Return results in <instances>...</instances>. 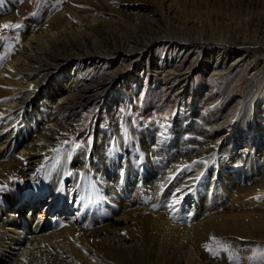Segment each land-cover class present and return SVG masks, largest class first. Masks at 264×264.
Here are the masks:
<instances>
[{
  "label": "bare ground",
  "instance_id": "obj_1",
  "mask_svg": "<svg viewBox=\"0 0 264 264\" xmlns=\"http://www.w3.org/2000/svg\"><path fill=\"white\" fill-rule=\"evenodd\" d=\"M13 18L18 30L2 27ZM0 37V197L13 196L15 206L0 221V264H216L202 261L170 218L190 196L182 214L196 235L209 227L264 233V212L254 211L264 205L256 197L264 193V0H0ZM144 72L152 83L136 79ZM134 90L173 92L189 108L186 120L140 129L148 130L142 171L134 152L109 165L100 114L123 109ZM228 97L239 108L218 134ZM187 131L197 133L194 148ZM75 136H89L87 153L72 148L69 163L57 162ZM161 154L158 165L152 157ZM43 176L54 179L44 189ZM18 178L33 182V197H16ZM156 196L157 208L144 205ZM22 215L33 218L31 229ZM57 246L68 260L56 261Z\"/></svg>",
  "mask_w": 264,
  "mask_h": 264
},
{
  "label": "rangeland",
  "instance_id": "obj_2",
  "mask_svg": "<svg viewBox=\"0 0 264 264\" xmlns=\"http://www.w3.org/2000/svg\"><path fill=\"white\" fill-rule=\"evenodd\" d=\"M10 23L20 24L21 22L19 20L18 21L14 20V18H13L10 21ZM16 30H18V29H16ZM5 51H6V48H5ZM241 65H239L236 68V70L242 69L243 64H241ZM149 75L150 74L148 72H144L141 75H138V78H136V79L138 81L145 80L148 83L149 82L152 83L151 81H149ZM181 83H182V81H179L178 85H180ZM160 87H164V84H160V86H158V88L161 91ZM239 88H241V87H239ZM121 91H122V93H124L123 90H121ZM167 92H170V89L167 88ZM188 92H189V89L184 94V101H186V102L188 100L190 101L192 98ZM203 92H202V94H203ZM131 96L132 97L126 101V104L124 105L123 109H118L119 105H117V107L115 108V110L113 112L107 113L105 110L100 111L101 123L103 126L102 129L103 130L105 129V134H106L105 137L107 140L106 142H108L106 144V149H105L106 152H104V153L106 155L107 162L110 163L109 165H111L112 163L116 162L122 156V154H123L122 151L123 152L124 151L134 152V155L132 156V158H133L132 164L135 166L140 165L139 170L142 171L145 169L147 164L145 162H143L144 152H143V150L141 151L142 148H141L140 141L144 142V137H145V134L148 130L147 131L143 130V132H141L140 129H150L149 132H152V131H155L154 129H158L160 127H166L167 124H170L174 121L173 118H175V117L181 116L185 119L186 118L185 116L188 115V113H189V108H186L184 105L181 106L179 101L176 102L173 98V96H174L173 92H171L170 95L165 96V97H161V95H159L155 98L154 97L152 98L151 96H149L147 94L142 96L141 92H139L138 94H135V90H134L131 93ZM138 96H141V98H138ZM257 96H258L257 108L259 111H261L262 108H264V87L260 90V93ZM202 100H203L202 98L194 100V105H195V103L197 104L196 105V113L193 115L194 117H198L199 112L205 107V105L201 103ZM128 103L131 105L127 106ZM232 104H233L232 98L228 97L225 100V106H224L222 113H221V117L225 118L224 119L225 123L223 122V125L220 128H218V130H217L218 134L227 130V127L229 126L230 123H229L228 119H226V117L227 118L232 117L234 115V113L239 108V105H236L234 107ZM259 111L254 113V116L256 119H258V114L260 115ZM111 120L114 121V125L112 128L109 127V122ZM260 124H262L261 126H264V119L263 120L261 119ZM135 130L140 131L138 136L136 135ZM117 133L119 136L117 135ZM117 137H120V139L123 141L122 145H124V146H121V143H120V141L117 140ZM196 138H197V133L188 132V131L186 133H184V140L187 141L185 143L187 145H189L188 146L189 148H194L195 146H197ZM89 139H90L89 136H84L82 138L75 136L71 140L67 141V143L62 145L60 147L59 151L56 152L55 156L58 157L57 162L60 163V161H62L63 159L64 160L67 159V162L69 163L71 156H73V154H74V152H72V148L74 149L75 152L77 151V153H81L84 151L87 153V150H89L88 146H87L89 141H90ZM145 139H146V137H145ZM151 145H153V143H149V147H152ZM139 148H140V150H139ZM78 150H80V151H78ZM64 155H65V157H64ZM85 157L87 158L88 156L85 155ZM89 158L91 159L90 156L88 157V160H89ZM159 158H160V160L161 159L163 160L164 155L161 154L158 156V158L152 157V161H156L157 164L159 165L160 161H157V159H159ZM95 159H97V157L93 156V160H95ZM63 161L61 163H63ZM136 163H138V164H136ZM212 163H214V162H212ZM120 170H122V169H120ZM78 173H85L84 167H80L77 170V174ZM107 175H110V173ZM100 176H101V173H97L96 177H94V181L95 180L97 181L99 178H101ZM43 177L46 180V182L43 186V189H44L47 186V182L48 181H54V179H49V177H46V176H43ZM98 182L99 181H97L96 183H98ZM14 185L18 186V189L16 192V197L18 199H20L21 195H23L25 192H26L27 196H25L23 198L33 197V195L31 194V192L33 191V187H32L33 182L31 180L30 181L25 180L22 182L18 178V179H15ZM39 192L40 191H38V193ZM259 194H261V195H259ZM48 195H49V192L44 193V195L41 198L40 205L38 208H36V211L39 209H42V207H44V205H46L45 201H47ZM64 195H65V193H64ZM156 197H155V202L153 204L145 202L144 205L149 206V207L150 206L154 207L156 205L154 208H157L158 204H156V203L160 199L158 197L157 198ZM256 197H258V199L260 198L259 201H264L263 200L264 199V193L257 192ZM192 201L194 202L192 196H190L186 202L184 201L185 206L180 207L179 208L180 210H178V212L176 210V212L178 214L176 212H174V213H172L170 218H172L176 222L180 223V226H182L183 233L188 234V239H190V241H192L191 245L193 247L197 248L198 251H200L199 257L201 258V260L204 259V261L209 260V261H213L215 263L217 262L216 264H222V263L223 264H264V233L261 229H258L257 231H255L253 235L244 237V236H240L237 234H232L230 232H227L222 228L209 227V228L204 229L205 232L203 235H196L194 232V227H192L193 226L192 223L194 222V220L191 221V220H189L190 219L189 216L187 217V215H183V214L188 213L189 209L192 207L191 206ZM244 201H245V199L242 202H244ZM0 206L2 207L0 210V221H3L2 218L5 217L6 211L11 210V209H13V207H15L13 196H6V197L2 196V197H0ZM261 207H263L262 208L263 210L258 209V210H254V211H259L261 213L264 212V205ZM244 209L245 210L247 209V211H249V210L253 211V205H250L249 207H246V208H241L238 211L244 212L245 211ZM230 210L231 209H229V211ZM54 211H55V209L48 212V215L51 216L54 213ZM182 212H183V214H182ZM179 213H181L180 216H179ZM69 214H72V211H70L68 213V215ZM25 215H26V213H25ZM25 215H22V218L25 219L26 218ZM176 215H178V216L176 217ZM176 218H178V219H176ZM3 219H5V218H3ZM26 219L28 220V226L31 229V222H33V218H26ZM188 224H189V226H188ZM25 231L27 233L30 232L29 229H25ZM211 237H215L216 241H218L219 244L223 245V247H220V246H218L217 243H214L210 239ZM61 245L59 244V246H61V247L66 246L65 243H61ZM205 245H209L212 248V251H208L204 247ZM59 246H57V248L59 250L63 251V249ZM175 248H176V243L173 247H171V249L174 250ZM62 253L64 254L65 252L63 251ZM63 254H59L58 260L56 259V261H64V260L69 259V257H65L66 253L64 255ZM173 254H177V253L173 252ZM62 255H63V257H62Z\"/></svg>",
  "mask_w": 264,
  "mask_h": 264
},
{
  "label": "snow or ice",
  "instance_id": "obj_3",
  "mask_svg": "<svg viewBox=\"0 0 264 264\" xmlns=\"http://www.w3.org/2000/svg\"><path fill=\"white\" fill-rule=\"evenodd\" d=\"M2 27H4V28L19 29V28L21 27V25H20V24L6 23V24L2 25ZM0 39H6V38L0 37ZM55 151H58V149H56ZM197 179H199V177H197ZM178 192H180V189H177V193H178ZM178 203H179V200L176 199V193H174V194H173V200H172V203L169 204V207H170V208H173V210H174V206H175L176 204H178ZM210 239H211L214 243H217L218 246L223 247V245L219 244V242L216 241V238H215V237H211ZM204 247H205L208 251H212V248H211L209 245H205ZM230 258H231V257H230Z\"/></svg>",
  "mask_w": 264,
  "mask_h": 264
}]
</instances>
